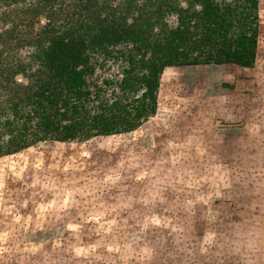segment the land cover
<instances>
[{
  "label": "rangeland",
  "instance_id": "1",
  "mask_svg": "<svg viewBox=\"0 0 264 264\" xmlns=\"http://www.w3.org/2000/svg\"><path fill=\"white\" fill-rule=\"evenodd\" d=\"M23 1L26 9L19 4L7 11L13 21L0 16V66L7 64L14 72L23 66V73L0 74V102L10 95L3 86L16 90L17 97L30 96L35 81L46 75L37 72L41 64L31 57L44 27L52 26L48 34L90 17L105 24L116 20L122 27L156 16L171 30L167 32L171 37L179 25L176 10L186 16L199 8L187 0H172L179 7L175 10L168 0ZM257 2L258 55L252 70L229 63L165 67L154 115L133 130L83 141L46 139L0 156V237L31 240L35 234L61 242L19 245L13 241L14 245L0 247V256L10 255L5 264L156 263L158 256L149 254L144 245H156L160 237L152 234L159 224L172 230L168 235L185 238L190 232L181 223L203 228L190 229L200 240L192 253L201 258L208 257L217 238L214 257L223 256L226 264H264V118L253 116L264 110V0ZM185 26L188 31L182 37L194 38L196 17ZM145 35L149 42L164 40L157 24ZM134 51L123 42L106 51H88L86 105L91 112H104L102 107L127 99L119 81L126 68L139 73L138 66L131 70L127 63ZM28 72L33 75L25 76ZM59 87L55 102L45 103L49 115L56 118L64 112L61 97L66 95ZM32 107L25 99L19 114ZM247 109L250 122L242 118ZM10 111L6 108L0 120ZM243 122L251 142L263 150L242 143ZM205 128L213 132L200 145L197 133ZM0 137L6 138L3 126ZM35 207L43 208V213L35 214ZM49 209L51 216L46 215ZM51 222L59 230H54L55 225L53 231L18 229L19 224L44 227ZM208 236L213 239L207 240ZM246 255H252L251 260L241 261Z\"/></svg>",
  "mask_w": 264,
  "mask_h": 264
},
{
  "label": "trees",
  "instance_id": "2",
  "mask_svg": "<svg viewBox=\"0 0 264 264\" xmlns=\"http://www.w3.org/2000/svg\"><path fill=\"white\" fill-rule=\"evenodd\" d=\"M168 1L172 9H179L173 5L172 0ZM228 1L187 0L199 8L186 16L181 10H176L179 25L171 37L167 36L171 30L165 29L167 26L156 16L152 20L148 16L131 21L122 27L116 20L105 24L101 19L92 17L87 20L76 19L75 26L68 24L64 29L48 34L46 30L52 26L44 27L35 42L31 57L41 64L37 72L46 75L35 81L30 96L17 97L16 90L3 86L10 95L0 102V115L6 114L7 108L11 110L12 116L7 115L0 120V127L3 126L6 133V138L0 137V156L46 139L83 141L97 135L133 130L154 115L159 76L165 67L225 63L252 67L257 46L258 2L235 0L231 4ZM19 4L22 9H26L23 0H0V16L13 21L14 18L7 11L16 10L17 7L13 5ZM99 7L108 10L105 5ZM113 12L108 10V13ZM191 17L198 20L196 35L192 39L182 37L188 31L185 24ZM119 19H124V16ZM155 24L160 27L163 42H149L145 35ZM67 35H70L69 39L65 38ZM118 42L135 48L133 59L129 57L127 63H131V70L138 66L139 73L131 74L130 69L126 68L119 81L120 90L129 95L126 100H115L102 107L104 112H91L86 105L89 95L85 78L87 53L93 49L106 51ZM19 66L23 70V66ZM21 70L14 72L7 64L0 66V74H8V71L11 74L23 73ZM31 75L33 73L28 72L25 76ZM59 84L66 95L65 98L61 97L64 112L56 118L49 115L45 103L52 105L55 102L54 97L61 90ZM25 99L33 107L27 114H19L18 109ZM40 132L42 134L38 135Z\"/></svg>",
  "mask_w": 264,
  "mask_h": 264
},
{
  "label": "crops",
  "instance_id": "3",
  "mask_svg": "<svg viewBox=\"0 0 264 264\" xmlns=\"http://www.w3.org/2000/svg\"><path fill=\"white\" fill-rule=\"evenodd\" d=\"M257 55H258V40H257V46H256L255 61H254L253 65L256 63ZM232 65H234V64H232ZM234 66L239 67L244 71H249V70H252V68H253V66L252 67H240L237 65H234ZM253 113H254V110H253ZM260 113L262 114L261 116H259ZM242 114H245L242 117L243 120L245 118V119H247L248 122L251 121V115H250L251 112L248 109L245 110V112H242ZM253 116H255V117L258 116L256 119L264 118V110H258L255 114H253ZM202 119L204 120L203 117H200V119H199L200 124L202 122ZM212 132H213L212 128H210V130H207V128L199 129V132L197 133V135H198L197 138H199L198 143L201 145L203 143L202 138L203 137L205 138L207 136L208 137L211 136ZM241 137H242V139H241L242 143H245L248 148L254 147L257 150H263L261 147H257L256 143H253V141L251 142L250 132L248 129H246V125L244 122L242 123V126H241ZM40 182L43 183L44 180H42V178H40ZM34 213L35 214H37V213L42 214L43 208L35 207ZM52 214H53L52 209H49V213H46V215H50V216ZM19 225H21V226H19L18 229H22L24 231H26V230L29 231L30 229H32L34 231L41 232L42 230L53 231V227H54L53 225H55V223L51 222L48 225L44 224V227H43V225L37 226L36 224H33L32 226L31 225H22V224H19ZM159 225L161 227L158 226L159 228L154 232L155 234L154 233L152 234V236L160 237L156 241V245L155 246L154 245L148 246L147 243L145 245L143 243L144 247H146L147 250L149 249L147 251L149 254L158 256L156 263H151V264H213V263L226 264L227 261H225L223 256L222 257L220 256V258L218 256L214 257L215 250L212 248H215L217 246V244L215 243L217 238H214L215 241H213V243L211 242L212 244L209 246L210 249H209L207 258H201L198 255H196L197 253H192V252L197 251V247H198V244L200 243V240H197V237L193 234V231L190 229L195 228L197 231H199V230L202 231L203 228H200V229L197 228L199 225L196 226V225H191V223H181L180 225H181L182 229H186L190 232L187 234V236L185 238H178V235L177 236L176 235L170 236L167 234V232H170L172 230H169V228L164 227L161 224H159ZM55 226L56 227L54 228V230L55 231L59 230L58 226L57 225H55ZM30 227H33V228H30ZM115 228H117V227H115ZM1 229H5L7 231L10 230V229L4 228V227ZM144 237H149V235H144ZM172 238H175V239H172ZM136 239L140 240L139 238H136ZM206 239L210 240L213 238L211 236H208V237H206ZM13 241L19 242V245L20 244L25 245L26 241L33 243V245H42V244L59 245L61 243L58 239H48V238H42L40 236L36 237L35 234H34V238H32L31 240H26V239L11 240L9 238L1 236L0 237V247H9L11 245H14ZM31 243H29V244H31ZM195 243H198V244L195 245ZM257 245H258V247H260V243ZM263 245H264V241H263ZM226 246H227V243L225 244V247ZM228 246H229V244H228ZM152 247H155V249L156 248L159 249V251L158 250H152L153 249ZM229 248H230V246H229ZM253 254H254V252L252 253V255ZM195 256H197V257H195ZM243 256H244V254H243ZM251 256L246 255L245 257H242L241 261H243V262L248 261V260L250 261ZM9 262H10V255L9 254H3L0 256V264H5V263H9ZM229 263H231V262H229ZM97 264H103V263H102V261H99V262H97ZM125 264H127V263H125ZM130 264H133V263H130ZM136 264H138V263H136Z\"/></svg>",
  "mask_w": 264,
  "mask_h": 264
}]
</instances>
